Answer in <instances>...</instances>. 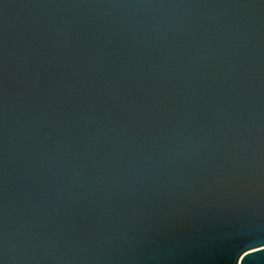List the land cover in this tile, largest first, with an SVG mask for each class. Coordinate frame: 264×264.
<instances>
[{"label": "water", "instance_id": "obj_1", "mask_svg": "<svg viewBox=\"0 0 264 264\" xmlns=\"http://www.w3.org/2000/svg\"><path fill=\"white\" fill-rule=\"evenodd\" d=\"M0 264H264V0H0Z\"/></svg>", "mask_w": 264, "mask_h": 264}, {"label": "bare ground", "instance_id": "obj_2", "mask_svg": "<svg viewBox=\"0 0 264 264\" xmlns=\"http://www.w3.org/2000/svg\"><path fill=\"white\" fill-rule=\"evenodd\" d=\"M254 251H256V250H254Z\"/></svg>", "mask_w": 264, "mask_h": 264}]
</instances>
